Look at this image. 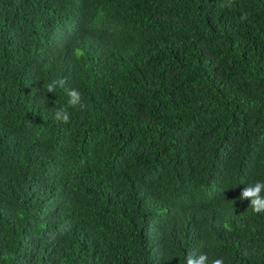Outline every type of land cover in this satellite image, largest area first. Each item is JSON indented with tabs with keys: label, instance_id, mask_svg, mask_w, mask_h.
Instances as JSON below:
<instances>
[{
	"label": "trees",
	"instance_id": "16d2710c",
	"mask_svg": "<svg viewBox=\"0 0 264 264\" xmlns=\"http://www.w3.org/2000/svg\"><path fill=\"white\" fill-rule=\"evenodd\" d=\"M256 181L264 0H0V264H264Z\"/></svg>",
	"mask_w": 264,
	"mask_h": 264
},
{
	"label": "clouds",
	"instance_id": "9594fccd",
	"mask_svg": "<svg viewBox=\"0 0 264 264\" xmlns=\"http://www.w3.org/2000/svg\"><path fill=\"white\" fill-rule=\"evenodd\" d=\"M74 54L77 58H80L82 55H84V52L82 49L76 48L74 51ZM64 80H58L54 83H49L46 85L47 91L49 93L54 92L55 90V84L59 83L60 86H63ZM72 100L71 103L75 104L80 99V94L78 91L74 90L71 93ZM57 117L61 118V113H57ZM63 122L67 123L69 120L68 114L62 115ZM239 199L241 200H248L250 199V204L248 207H251L254 212L260 213L264 212V181H256L254 184H247L246 187H244L240 193ZM208 257L206 254H201L199 257L195 260L190 259L189 264H206ZM213 264H223V260L221 259H215L213 261Z\"/></svg>",
	"mask_w": 264,
	"mask_h": 264
}]
</instances>
